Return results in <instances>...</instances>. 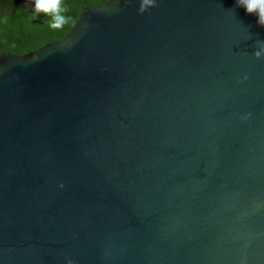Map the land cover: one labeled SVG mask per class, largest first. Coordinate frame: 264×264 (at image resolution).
I'll list each match as a JSON object with an SVG mask.
<instances>
[{
	"label": "water",
	"instance_id": "obj_1",
	"mask_svg": "<svg viewBox=\"0 0 264 264\" xmlns=\"http://www.w3.org/2000/svg\"><path fill=\"white\" fill-rule=\"evenodd\" d=\"M139 7L0 53V264H264V27Z\"/></svg>",
	"mask_w": 264,
	"mask_h": 264
},
{
	"label": "trees",
	"instance_id": "obj_2",
	"mask_svg": "<svg viewBox=\"0 0 264 264\" xmlns=\"http://www.w3.org/2000/svg\"><path fill=\"white\" fill-rule=\"evenodd\" d=\"M105 1L107 0H64L65 15L69 20L61 29H52L50 17L34 14L31 0H0V53H25L48 41L62 38L86 4Z\"/></svg>",
	"mask_w": 264,
	"mask_h": 264
},
{
	"label": "clouds",
	"instance_id": "obj_3",
	"mask_svg": "<svg viewBox=\"0 0 264 264\" xmlns=\"http://www.w3.org/2000/svg\"><path fill=\"white\" fill-rule=\"evenodd\" d=\"M34 5V14L36 16L44 14L50 17V27L52 29H61L69 20L65 15L64 0H31ZM156 6V0H140L138 12L143 14L149 8ZM237 6L243 7L247 14L255 15L259 26L264 27V0H237ZM257 59L264 57V43L260 44L259 50L254 53ZM247 79V76L244 77ZM247 119L248 117H243ZM71 264V261H69Z\"/></svg>",
	"mask_w": 264,
	"mask_h": 264
}]
</instances>
